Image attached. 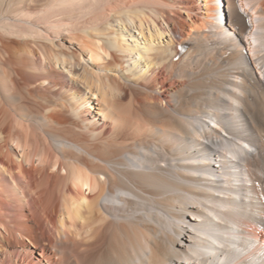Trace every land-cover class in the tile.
I'll return each instance as SVG.
<instances>
[{
    "label": "bare ground",
    "instance_id": "bare-ground-1",
    "mask_svg": "<svg viewBox=\"0 0 264 264\" xmlns=\"http://www.w3.org/2000/svg\"><path fill=\"white\" fill-rule=\"evenodd\" d=\"M0 264H264V0H0Z\"/></svg>",
    "mask_w": 264,
    "mask_h": 264
}]
</instances>
